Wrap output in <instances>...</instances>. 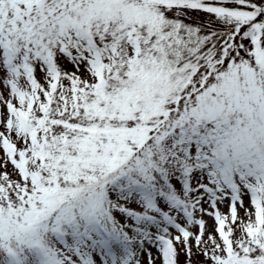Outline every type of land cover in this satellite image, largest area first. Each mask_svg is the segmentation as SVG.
<instances>
[{"label":"snow or ice","instance_id":"1","mask_svg":"<svg viewBox=\"0 0 264 264\" xmlns=\"http://www.w3.org/2000/svg\"><path fill=\"white\" fill-rule=\"evenodd\" d=\"M0 264H264V0H0Z\"/></svg>","mask_w":264,"mask_h":264},{"label":"rangeland","instance_id":"2","mask_svg":"<svg viewBox=\"0 0 264 264\" xmlns=\"http://www.w3.org/2000/svg\"><path fill=\"white\" fill-rule=\"evenodd\" d=\"M193 16H196V14L193 13ZM201 18H202V17H201ZM222 210H224V209L222 208ZM205 219H208V218L205 217ZM209 224H211V220H209ZM153 253L155 254V250H153ZM194 259H196V258H194ZM180 260H181V262H183V260H184V256H183V255H181Z\"/></svg>","mask_w":264,"mask_h":264}]
</instances>
